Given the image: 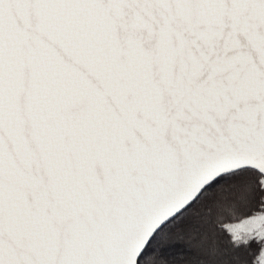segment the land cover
<instances>
[{
    "label": "snow or ice",
    "instance_id": "1",
    "mask_svg": "<svg viewBox=\"0 0 264 264\" xmlns=\"http://www.w3.org/2000/svg\"><path fill=\"white\" fill-rule=\"evenodd\" d=\"M0 264H264V0H0Z\"/></svg>",
    "mask_w": 264,
    "mask_h": 264
}]
</instances>
